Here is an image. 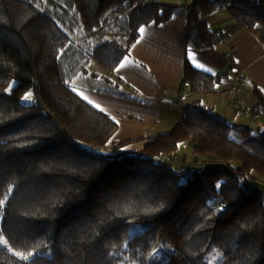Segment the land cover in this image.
Here are the masks:
<instances>
[{
	"label": "trees",
	"instance_id": "trees-1",
	"mask_svg": "<svg viewBox=\"0 0 264 264\" xmlns=\"http://www.w3.org/2000/svg\"><path fill=\"white\" fill-rule=\"evenodd\" d=\"M181 11L188 48L224 42L206 19L222 12L264 44V0H0V264H211L214 248L217 264H264V129L201 101L221 75L186 59L182 88L198 97L182 122L134 140L116 141L117 122L73 89ZM185 144L197 162L179 169Z\"/></svg>",
	"mask_w": 264,
	"mask_h": 264
},
{
	"label": "crops",
	"instance_id": "crops-1",
	"mask_svg": "<svg viewBox=\"0 0 264 264\" xmlns=\"http://www.w3.org/2000/svg\"><path fill=\"white\" fill-rule=\"evenodd\" d=\"M166 1L182 3L190 0ZM206 19L211 28L224 35V42L217 49L198 51L187 47L184 39L186 13L181 11L166 24L142 27L144 31L130 49V55L113 74L105 72L95 61L91 62L90 72L100 77L82 75L84 96L79 87L73 85L74 91L84 100L91 101L89 104L117 122L116 141L167 134L182 122L184 106L198 97L182 88L186 59L205 73L221 75L218 92L200 97L206 107L225 115L232 124L264 129V116L254 120L249 112L230 110L233 101L245 109L256 106L251 87L259 86L264 91V44L257 33L244 30L227 12ZM225 54L232 55V62ZM106 76L111 82L103 79ZM239 78L242 80L238 81ZM103 92L126 93L136 99ZM185 146L184 149L191 150ZM193 161L197 162V158Z\"/></svg>",
	"mask_w": 264,
	"mask_h": 264
},
{
	"label": "rangeland",
	"instance_id": "rangeland-1",
	"mask_svg": "<svg viewBox=\"0 0 264 264\" xmlns=\"http://www.w3.org/2000/svg\"><path fill=\"white\" fill-rule=\"evenodd\" d=\"M160 1H166V0H160ZM96 38V34H94V35H92V37H91V39H95ZM79 41V39H77V42ZM74 82L72 83L74 86L76 85V86H78L79 88H78V90H79V92H80V94L82 95V96H84V93H83V81H82V74H81V76H79V77H77L75 80H73ZM13 85H12V87H11V89L16 85L15 83H12ZM28 97L27 99H25V97ZM25 97H24V102L26 103V104H32V102H33V96H32V91L31 92H29L28 94H26L25 95ZM237 137H239V138H243V137H241V136H239V135H237ZM187 145V144H186ZM185 146V145H184ZM184 146H182L181 147V149H180V152H181V154H180V158H179V160L178 161H176V165H177V167L180 169V168H183L184 167V169H186L189 165H192V164H194V165H196L195 163H194V156H193V154H192V151L189 149V148H185L184 149ZM186 147V146H185ZM140 148V147H139ZM263 182V183H262ZM261 183H262V185L264 186V179L262 178V181H261ZM261 185V184H260ZM261 185V186H262ZM256 191H258V192H260L261 194L263 193L264 194V187H262V188H257L256 189ZM2 217V210H1V205H0V218ZM138 229H139V226H135V227H133L132 229H131V234H134V233H136L137 231H138ZM220 258H221V254H220V252L219 251H217L216 250V248H214V250H212V252L210 253V255L208 256V259H209V261H210V263L211 264H217V262L220 260Z\"/></svg>",
	"mask_w": 264,
	"mask_h": 264
},
{
	"label": "built area",
	"instance_id": "built-area-1",
	"mask_svg": "<svg viewBox=\"0 0 264 264\" xmlns=\"http://www.w3.org/2000/svg\"><path fill=\"white\" fill-rule=\"evenodd\" d=\"M242 80L241 78H239L238 81ZM221 81V78H219V82L218 84L220 83ZM179 102L182 103V100L179 99ZM230 110L231 112H234V113H238V112H249L250 115L253 117L254 120H259L261 117H262V114L260 113V111H258V108L255 107V106H252V107H249V108H241L239 107L235 101L231 102L230 103ZM176 161V160H174Z\"/></svg>",
	"mask_w": 264,
	"mask_h": 264
},
{
	"label": "snow or ice",
	"instance_id": "snow-or-ice-1",
	"mask_svg": "<svg viewBox=\"0 0 264 264\" xmlns=\"http://www.w3.org/2000/svg\"><path fill=\"white\" fill-rule=\"evenodd\" d=\"M140 31L143 32L144 29H140ZM198 66H199V65H198ZM27 98H28V97L26 96L25 99H27ZM89 103H91V101H89ZM0 203H2V202H0ZM0 242H3V241H0Z\"/></svg>",
	"mask_w": 264,
	"mask_h": 264
}]
</instances>
